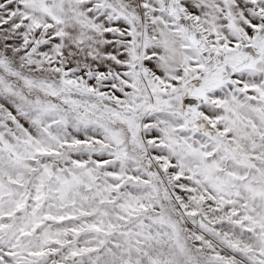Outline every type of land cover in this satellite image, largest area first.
<instances>
[{"label": "snow or ice", "instance_id": "1", "mask_svg": "<svg viewBox=\"0 0 264 264\" xmlns=\"http://www.w3.org/2000/svg\"><path fill=\"white\" fill-rule=\"evenodd\" d=\"M0 264H264V0H0Z\"/></svg>", "mask_w": 264, "mask_h": 264}]
</instances>
